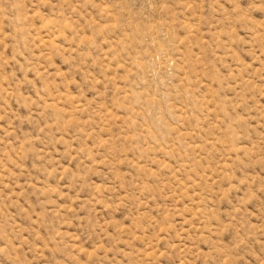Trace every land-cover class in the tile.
<instances>
[{
  "label": "rangeland",
  "instance_id": "1",
  "mask_svg": "<svg viewBox=\"0 0 264 264\" xmlns=\"http://www.w3.org/2000/svg\"><path fill=\"white\" fill-rule=\"evenodd\" d=\"M0 264H264V0H0Z\"/></svg>",
  "mask_w": 264,
  "mask_h": 264
}]
</instances>
